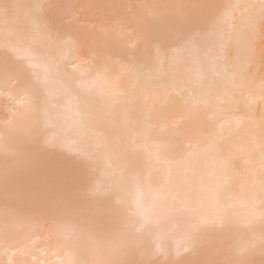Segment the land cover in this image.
<instances>
[{
    "label": "snow or ice",
    "instance_id": "snow-or-ice-1",
    "mask_svg": "<svg viewBox=\"0 0 264 264\" xmlns=\"http://www.w3.org/2000/svg\"><path fill=\"white\" fill-rule=\"evenodd\" d=\"M39 249L264 264V0H0V264Z\"/></svg>",
    "mask_w": 264,
    "mask_h": 264
},
{
    "label": "bare ground",
    "instance_id": "bare-ground-1",
    "mask_svg": "<svg viewBox=\"0 0 264 264\" xmlns=\"http://www.w3.org/2000/svg\"><path fill=\"white\" fill-rule=\"evenodd\" d=\"M72 2H76V0H72ZM80 2H91V0H80ZM111 2L115 3H132V2H139V0H111ZM224 3L230 2V0H222ZM91 22V21H86ZM134 43V41H131ZM258 92V90H257ZM244 106L241 105V110H243ZM170 115L176 118H179L182 115V108L179 103L173 106L170 110ZM256 115L259 116V105H257ZM7 257H4L5 264H7ZM17 264H56L57 257L53 256L51 252H47L45 254L43 249H39L34 252L33 255H17L14 257Z\"/></svg>",
    "mask_w": 264,
    "mask_h": 264
}]
</instances>
